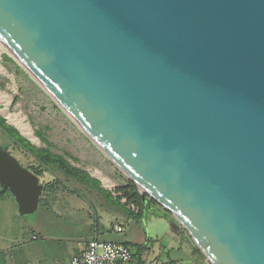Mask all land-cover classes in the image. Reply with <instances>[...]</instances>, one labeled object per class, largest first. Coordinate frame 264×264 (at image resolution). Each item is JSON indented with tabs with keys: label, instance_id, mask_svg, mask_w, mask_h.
<instances>
[{
	"label": "water",
	"instance_id": "obj_1",
	"mask_svg": "<svg viewBox=\"0 0 264 264\" xmlns=\"http://www.w3.org/2000/svg\"><path fill=\"white\" fill-rule=\"evenodd\" d=\"M0 41L211 264H264V0H0Z\"/></svg>",
	"mask_w": 264,
	"mask_h": 264
},
{
	"label": "rangeland",
	"instance_id": "obj_2",
	"mask_svg": "<svg viewBox=\"0 0 264 264\" xmlns=\"http://www.w3.org/2000/svg\"><path fill=\"white\" fill-rule=\"evenodd\" d=\"M0 66L8 73L0 70V115L7 124L33 147L63 156L92 177L79 182L53 166L40 181L54 183V187L44 190L38 209L26 215L20 213L10 191L0 193L1 263L10 264L19 257L27 264H70L76 245L98 230L99 240L127 243L132 254L142 247L143 264H211L179 222L174 228L167 218L153 213H145L140 220L123 204L126 199L122 203L112 195L119 197L117 188L127 184L129 178L1 44ZM5 108L30 125L38 143L11 122L1 111ZM0 145L24 167L38 168L39 162L29 150L1 128ZM103 178L110 184H105ZM138 191L142 193L139 188ZM154 207L155 211H163L160 206ZM117 224L122 225V232L114 228ZM139 261L134 256L127 263Z\"/></svg>",
	"mask_w": 264,
	"mask_h": 264
},
{
	"label": "trees",
	"instance_id": "obj_3",
	"mask_svg": "<svg viewBox=\"0 0 264 264\" xmlns=\"http://www.w3.org/2000/svg\"><path fill=\"white\" fill-rule=\"evenodd\" d=\"M0 128L6 132L10 137H12L16 143L20 144L36 158V160L39 162V166L37 167H32L29 168L31 171H33L35 174H37L39 177H42L43 174L51 170L53 166H56L61 172H63L67 177L75 179L77 181H83L84 177H89L92 179L90 174L87 171H83L77 167L72 166L63 156L61 155H55L48 149H38L33 147L29 141H27L24 137H22L19 132L12 126L8 125L6 122V119L0 115ZM41 138V137H40ZM42 140L46 141V138H41ZM28 143V144H27ZM45 158V159H44ZM127 184L117 188V192L120 193L118 199H126L127 204L125 203L126 206L129 204H134L136 208L138 209V213H134L135 215L141 217L145 212H148L149 208L151 205L154 206H159L156 202L153 200H149L148 197L146 199L143 198L142 193L138 191V186L130 179H127ZM54 187V183H46V190L47 189H52ZM155 215L157 216H162L167 218L172 222V225L174 228H176L178 225V221L174 218V216L169 212L163 209V211H157ZM137 252L132 254L133 259L134 256H137L140 258L139 264H143L141 258L143 257V248L142 247H137ZM199 253L205 257V255L199 250ZM6 261V258L3 259ZM3 262V261H2ZM0 264H7L6 262H3Z\"/></svg>",
	"mask_w": 264,
	"mask_h": 264
},
{
	"label": "built area",
	"instance_id": "obj_4",
	"mask_svg": "<svg viewBox=\"0 0 264 264\" xmlns=\"http://www.w3.org/2000/svg\"><path fill=\"white\" fill-rule=\"evenodd\" d=\"M133 209L134 204H130ZM121 231V227H117ZM132 258V251L125 243L93 238L86 250L73 258L72 264H124Z\"/></svg>",
	"mask_w": 264,
	"mask_h": 264
},
{
	"label": "crops",
	"instance_id": "obj_5",
	"mask_svg": "<svg viewBox=\"0 0 264 264\" xmlns=\"http://www.w3.org/2000/svg\"><path fill=\"white\" fill-rule=\"evenodd\" d=\"M91 176V175H90ZM99 176V175H98ZM101 178V177H100ZM98 179V178H95V177H93V179H95V180H101V179ZM104 181V180H103ZM101 189H103V190H107L106 188H104V187H102L101 186ZM47 191V190H46ZM108 191V190H107ZM48 192V191H47ZM53 194V193H52ZM51 195V194H50ZM112 195L115 197V198H117L118 199V197L114 194V193H112ZM53 196V195H52ZM122 203H123V199L122 200H120ZM126 202H127V200H126ZM124 205H125V203H123ZM126 206V205H125ZM128 209H130L132 212L134 211L135 213H138V209L137 208H135V209H133L132 207H131V205L129 204L128 206H126ZM144 215V214H143ZM140 218V220L141 219H143V216H141V217H139ZM117 227H121L122 228V230L121 231H118V229H117ZM114 228L115 229H117V231L118 232H122L123 231V227H122V225L121 224H117V225H115L114 226ZM93 238H98L99 239V232H98V230H96V232L95 233H90V234H87V238L84 240V242H80V244H77L76 245V247L73 249V254H72V260H71V263L70 264H72V261H73V258L75 257V256H80L85 250H86V248H87V246H88V244H89V241L90 240H92ZM114 242H116V241H114ZM119 243H123V242H119ZM126 245H129V244H127L126 243ZM14 260H16V261H14V262H12V261H10V264H27V261L25 260V261H23L22 259H20L19 257L18 258H15ZM124 264H126V263H124ZM128 264V263H127Z\"/></svg>",
	"mask_w": 264,
	"mask_h": 264
},
{
	"label": "bare ground",
	"instance_id": "obj_6",
	"mask_svg": "<svg viewBox=\"0 0 264 264\" xmlns=\"http://www.w3.org/2000/svg\"><path fill=\"white\" fill-rule=\"evenodd\" d=\"M0 44L3 46L2 42L0 41ZM4 47V46H3ZM5 50H7L15 59L16 57L8 50L7 47H4ZM17 60V59H16ZM18 61V60H17ZM18 63L20 64V62L18 61ZM21 65V64H20ZM22 66V65H21ZM23 67V66H22ZM24 68V67H23ZM25 69V68H24ZM0 70H2L5 74H8L6 72V70L0 66ZM26 70V69H25ZM27 71V70H26ZM34 79L35 81L46 91L47 89L29 72L27 71ZM49 93V92H48ZM50 94V93H49ZM51 95V94H50ZM53 98V97H52ZM2 112H4V114H6L9 118H11V122H14L15 125H17L19 127V129L23 132V134H25L26 136H28L29 138H31V140H33L34 142L38 143V138L35 136L34 131L31 129L30 125L28 123H24L23 119L17 118V115H11L9 113L8 108H5L4 110H1ZM81 128V127H80ZM82 129V128H81ZM85 132V131H84ZM97 175L101 176L100 173H96ZM104 183L109 185L110 182L106 179L103 178Z\"/></svg>",
	"mask_w": 264,
	"mask_h": 264
},
{
	"label": "flooded vegetation",
	"instance_id": "obj_7",
	"mask_svg": "<svg viewBox=\"0 0 264 264\" xmlns=\"http://www.w3.org/2000/svg\"><path fill=\"white\" fill-rule=\"evenodd\" d=\"M0 149H4V150H6V149H5L4 147H2L1 145H0ZM43 185H44V188H43V191H44V190H46V183H44ZM155 209H156V208H155L153 205H151V207L149 208L148 212H145V213H149V214H150V213H154Z\"/></svg>",
	"mask_w": 264,
	"mask_h": 264
}]
</instances>
